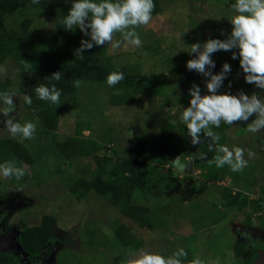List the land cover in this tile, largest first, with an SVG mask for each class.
<instances>
[{
  "label": "rangeland",
  "instance_id": "rangeland-1",
  "mask_svg": "<svg viewBox=\"0 0 264 264\" xmlns=\"http://www.w3.org/2000/svg\"><path fill=\"white\" fill-rule=\"evenodd\" d=\"M209 1L223 8L222 0ZM179 6L183 7L180 12L174 9ZM213 10L215 12L209 8L203 9L200 0H165L159 15L153 17L149 24L140 26L139 35L142 46H146L145 50L138 51L131 45L125 46L126 42L115 51L107 45L106 54L112 57L114 65L129 66L131 71L146 76L131 105L112 106L110 95L113 93L109 91L108 85L89 84L82 89L87 95H92L90 100L87 99L88 106L85 109L84 106L75 110L59 108L40 116L34 115L31 110L26 111V108L18 111L20 114L15 112V118L21 123L31 120L36 124L30 139L9 136L3 123H0V162L14 160L17 166L26 167L25 176L19 180L14 177L0 178V236L15 234L13 242L16 243L21 226L37 225L45 215L55 220L53 243L31 259L25 252L16 251L18 264H118L122 259L132 264L141 251L170 255L177 247H183L190 260L199 257L204 264H264V208L252 213L251 208L246 207L239 210L223 208L215 200L218 190L213 187H205L182 202L178 196L189 185L191 177L179 175L171 189L165 190L161 187V177L158 175L169 166L158 162L155 157L161 119L166 118L173 125L178 111L187 106V90L191 87V81L185 79V75H191L193 81L196 80L194 82L200 85L202 94L205 93L203 84L207 79L195 70L186 69L185 62L194 54L188 53V57L179 62L174 60L178 31L170 20L178 12L176 18L181 17L184 22L187 21L186 24L191 19L196 22L193 26L186 28L184 25L182 28L186 34L185 41L189 44L209 38L212 34H215L214 38L223 39L230 30L228 20L233 11L216 7ZM24 19H32L31 30L39 34L53 32L48 18L31 3L5 17L3 24L7 28H15ZM221 30L224 35H221ZM116 38H121L119 32L114 34ZM130 57L137 60L132 66ZM210 58L215 64L210 69L212 73L218 72L223 62H228L232 69L219 91H258L253 85L244 83L238 61L232 60L229 52L217 50L210 54ZM164 75L167 76V84L163 82ZM16 81L17 69L13 63L6 60L0 64V92L16 89ZM247 123L234 122L225 126L222 122L213 131L220 137L216 145L244 149L247 161L240 171L228 169V177L220 184L229 188L234 186L248 194L249 183L264 180V133L247 132ZM78 125L88 129L81 131V139L94 138L103 146L101 154L108 160L115 159L131 147L138 148L140 144H145L149 159L139 179V187L143 191H133L132 200L151 207L169 205L168 229L150 231L139 228L121 216L117 208L109 205L106 197H100L94 191L86 192L72 187L68 179L74 172H95L91 158L65 160L61 154L60 138L73 136ZM97 127H101V130L98 131ZM200 135L202 142L194 145L195 155L190 158L179 157L184 164L190 160L192 168L197 167L198 171H202L212 159H206L204 163L199 158L200 151H209L207 145L210 143V138L204 137L203 132ZM216 145L213 144L210 151L212 155L217 152ZM15 146L29 150L30 157H33L29 164L13 155ZM108 166L104 167L101 175L107 172ZM232 192H235L234 188ZM249 197L250 201L257 198L256 193ZM119 224H124L135 238V246L130 250L113 242Z\"/></svg>",
  "mask_w": 264,
  "mask_h": 264
},
{
  "label": "trees",
  "instance_id": "trees-1",
  "mask_svg": "<svg viewBox=\"0 0 264 264\" xmlns=\"http://www.w3.org/2000/svg\"><path fill=\"white\" fill-rule=\"evenodd\" d=\"M164 1L165 0H154L155 7L153 9L152 18L159 15L162 11V4ZM173 1L177 2L178 0ZM200 1L203 9L209 8L214 11L213 9L216 7L219 10L229 8L230 12L233 11L230 6L231 3H234V0H227V3H224L225 0H222V9L221 7L214 6L213 2L209 0L210 3L207 0ZM29 3L36 6L38 11L44 13L55 28L53 32L39 34L31 30L33 23L32 19H24L15 28H7L3 24L5 17L24 9ZM69 7L70 3H65V0H39L38 3H33V0H0V64H3L6 60H10L13 63L17 69L16 89H19L21 94L27 93L33 98V104L31 106L24 105L22 100L15 98V112H21L25 108L28 110L34 109L35 114L40 116L59 108L75 110L80 106H84L83 109H85L87 108L85 106H88L87 101L91 99L90 96L92 95H87L82 89L89 84L101 83L102 85L103 83L107 85L106 75L112 71L123 72L125 78L112 87L107 86L109 91L113 93L110 95V105L117 107L121 105L129 106L138 95L139 85L145 80L146 76L137 73L135 70L131 71L129 66L114 65L112 57L106 54L108 44L101 46L94 45L92 49L84 50V60H79L74 57L73 49L78 46L82 34L78 29L74 32H69L65 30L60 23L61 18L66 14ZM181 8L183 9L182 6H179L174 9L180 12ZM178 12L177 14L175 13L176 15L174 14L175 19L172 18L170 20L172 25L176 27V31H178V47L174 57L176 62L184 58L186 59L188 57L187 52L190 49L189 43L185 41L186 34L183 33L182 28L185 26L187 28L196 24L192 19L188 20V23L191 21L189 24H186L187 21L184 22L181 17L176 18ZM47 30L49 31L50 29ZM139 30L140 26H137L136 31L138 33ZM229 31L230 30H228V32ZM214 36L215 34H212L210 37ZM219 36L220 34H218V37ZM83 38L88 39L86 36ZM204 40L205 39L202 38L200 41ZM145 49L146 46H141L138 48V51H143ZM178 50H180L179 53ZM129 59L131 66L132 63L137 61L135 58L130 57ZM124 62H126V59ZM57 70H60L62 73L61 80L51 81L44 79L53 71ZM162 78L164 84H167V76L164 75ZM186 78H188L189 82L191 81V85L193 83L197 84V82H194L196 80L193 81L191 75H185V79ZM6 83H8V81H6ZM41 83H54L56 87L61 89L60 103L58 106L51 105L46 101L36 98L33 89L37 84ZM7 85L9 84H6V86ZM20 112H18V114H20ZM180 112L181 110L178 111L177 120L173 125L166 118H162L159 123V135L157 137L155 157L157 161L163 165L169 164L164 172L162 170L163 173H158L161 177V187L165 190L171 189L175 179L179 177V175H183V177L189 176L191 177L189 185L178 196L179 200L182 202H186V200L194 196L197 191L204 190L205 187L207 189L213 187L218 190L215 200L219 205L221 204L223 208L243 209V207H246L251 208L252 211L250 213L264 208V180L262 179L260 182L254 180L253 183H249L248 186H250V188L247 190L249 191L247 194L245 191L242 192L230 184L229 186L232 188L220 184L225 182V179L228 177L227 170L231 169L227 165L217 168L214 163H209L202 171H198L197 167L193 166L194 168H192L191 172L188 174L178 173L172 167L171 162L175 157L190 158L195 155L194 145L190 143L191 138L187 135V129L179 121ZM224 125L227 126L228 124ZM101 127H97V130H101ZM83 130L88 129L78 125L77 132L73 136L68 135L63 137V139L59 137L61 154L65 160L89 157L92 159L93 168L95 169V172L92 170H88L85 173L74 172L71 178L68 179V182L70 181L73 184L72 187L75 189H82L86 192L94 191L100 197H106L109 205L117 208L121 216L132 221L139 228H145L150 231L168 229L170 224L169 205L151 207L146 204L135 203L132 200L133 191H143V189L139 187V179L141 174L145 172L144 168L149 159L145 151V144H140L138 148L131 147L127 152L118 154L115 159L108 160L101 154L103 146L94 140V138L86 137L81 139L83 137L81 131ZM91 132L94 133V131ZM217 154L216 152L215 155H212L210 151H207L206 158L202 160L205 163L206 159L208 160L212 157L210 161H214ZM13 155H16L26 164H29V162L32 161L31 159H33V157H30L29 150H24L23 146H15ZM108 162H111L109 166ZM105 166L109 168L104 175H101ZM78 175L79 177H77ZM233 188L235 192H232ZM254 193H256L257 198L250 201L249 196ZM54 223V218L45 215L42 216L37 225L20 227L21 230L17 235L16 242L21 249L26 252L29 259L39 256L48 244L53 243ZM134 239V236L124 224L118 225L117 232L113 239L115 244L124 245L125 248L130 250L135 246ZM185 259L186 261H190L188 255ZM16 262L17 259L14 258L12 254L7 252L0 254V264H16ZM118 264H126L125 259H122Z\"/></svg>",
  "mask_w": 264,
  "mask_h": 264
},
{
  "label": "clouds",
  "instance_id": "clouds-1",
  "mask_svg": "<svg viewBox=\"0 0 264 264\" xmlns=\"http://www.w3.org/2000/svg\"><path fill=\"white\" fill-rule=\"evenodd\" d=\"M38 2L33 0V3ZM65 3H70V7L60 23L65 30L74 32L78 29L82 34L78 46L73 49L74 57L79 60H84V50L92 49L94 45L108 44L115 51L126 42L125 46L140 48L142 40L136 27L149 24L155 7L154 0H65ZM231 8L233 15L228 20L231 27L227 35L223 39L210 37L188 44L190 49L187 53L194 55L185 62L187 70H195L207 79L203 84L204 94L199 84L193 83L188 88L189 99L180 112L179 121L186 127L191 145L202 142V132L204 137L210 138L207 145L209 151L220 139L213 128H218L222 122L231 125L248 121L247 132L264 133V0H234ZM49 24L55 30L53 24ZM117 32L121 33L120 39H114ZM221 35H224L223 30ZM85 36L88 39H84ZM217 50L229 52L230 58L238 61L244 83L253 85L258 91H219L232 69L228 62H223L218 72L210 71L215 66L210 54ZM124 78L123 72L112 71L106 75V83L112 87ZM44 79L59 81L62 73L60 70L53 71ZM33 91L39 100L56 106L60 103L61 89L54 83L37 84ZM14 98L22 100L27 106L33 104L32 96L21 94L19 89L0 92V123H3L9 136L30 139L36 124L31 120L21 123L15 118ZM30 110L36 115L34 109ZM216 148L218 154L210 163L217 168L227 165L236 172L246 166L244 149L237 146L230 149L223 144L216 145ZM198 155L204 159L207 153ZM25 174L26 167L17 166L14 160L0 162V178L14 177L19 180ZM187 255L183 247H177L170 255L141 251L132 264H204L199 257L186 261Z\"/></svg>",
  "mask_w": 264,
  "mask_h": 264
},
{
  "label": "water",
  "instance_id": "water-1",
  "mask_svg": "<svg viewBox=\"0 0 264 264\" xmlns=\"http://www.w3.org/2000/svg\"><path fill=\"white\" fill-rule=\"evenodd\" d=\"M172 167L178 172V173H185L188 174L191 172L192 169V162L188 160L186 164L180 162L179 157H175L171 162ZM15 234H12L8 237L0 236V253L5 251L9 253L16 254V251H21V247L18 245V243H14Z\"/></svg>",
  "mask_w": 264,
  "mask_h": 264
},
{
  "label": "flooded vegetation",
  "instance_id": "flooded-vegetation-1",
  "mask_svg": "<svg viewBox=\"0 0 264 264\" xmlns=\"http://www.w3.org/2000/svg\"><path fill=\"white\" fill-rule=\"evenodd\" d=\"M17 239V238H16ZM21 251H23V250H21ZM3 252H5V251H3ZM3 252H1L0 254H2ZM24 252V251H23ZM6 253V252H5ZM7 253H9V252H7ZM10 254H12L13 256H14V258H16L17 259V262H16V264H18V262H19V257L17 256V254H13V253H10ZM25 254H26V252H25Z\"/></svg>",
  "mask_w": 264,
  "mask_h": 264
}]
</instances>
